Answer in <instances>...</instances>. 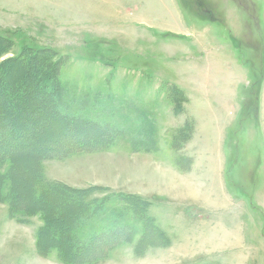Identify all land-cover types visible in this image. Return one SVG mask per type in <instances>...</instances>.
I'll return each instance as SVG.
<instances>
[{"label":"rangeland","instance_id":"obj_1","mask_svg":"<svg viewBox=\"0 0 264 264\" xmlns=\"http://www.w3.org/2000/svg\"><path fill=\"white\" fill-rule=\"evenodd\" d=\"M32 56L74 123L52 125L50 106V118L33 106L41 94L16 100L26 119L0 131V264H93L70 263L54 227L72 223L84 243L102 231L105 201L129 238L96 264H264V0H0V84L29 78L8 64ZM171 178L196 197L161 192Z\"/></svg>","mask_w":264,"mask_h":264},{"label":"trees","instance_id":"obj_2","mask_svg":"<svg viewBox=\"0 0 264 264\" xmlns=\"http://www.w3.org/2000/svg\"><path fill=\"white\" fill-rule=\"evenodd\" d=\"M35 57L36 56H32V58L28 57V58H26L27 61H26V59H24L26 61V63H24V64L17 62L15 60H11V63L8 64L9 65L8 67L10 69L14 67L19 72L22 70L23 67L24 68H26V66L29 67L30 68V70H29L30 71V77L25 78L24 75L22 77L15 76L17 78H14V79L12 78V81L8 80V78H11V77H7L6 80L0 84V98L3 100V102H1V104H0V112H3V110H4L3 109L4 103H6V105H11L13 107L14 111L17 110V108L14 106L16 104V100L20 99V97H24L25 93H27L26 95L30 94L32 98L30 99L29 97H26V98L24 97L25 100H24V98H22L24 100L23 107L25 108L27 106H32L36 102V101H34L33 97H35L36 94H41V98H42V100L45 101V105H41V104L37 103V104L33 105L34 108H39L40 111L43 110L44 114L47 115L46 117H48V118H50V116H51V114L49 112H52V114H53L52 117H54V119L50 118V120H49L50 122H52V125H53V123L57 122L61 125H65V128H67V130H71V128L69 127V124H70V122L74 123V121L69 120L68 117H66L67 115H64L62 113H61V115H59L60 112L58 110V108H59L58 105H59V103H61V96H62L63 87L59 86V82H58V79L55 77L56 76L55 73L51 71L50 67L48 68L47 60L42 59V58L41 59H35ZM28 60L31 61V63H29V65H26L28 63ZM48 71H50L53 74V77L49 76L50 74ZM43 72H46V73L43 74ZM19 76H21V75L19 74ZM26 77H27V75H26ZM22 78H24V79H22ZM0 80H2L1 76H0ZM19 81H20V83H19ZM27 86H31V87L34 86L35 90H33V89H32V91L26 90ZM5 93H7V95ZM46 105L50 106L51 111L48 112V110L46 109ZM20 111L23 112L22 109ZM20 111L19 112L18 111L17 112L16 111L15 112H13V111L8 112L7 111L2 115L0 114L1 118H2V119H0V131L7 129V128H5V125H4V123H7V122L9 124L8 127L12 130L14 128V130H15V125L12 124L13 118L18 117L21 120L26 119V118H24L26 116V113H21ZM30 119H31V117H30ZM75 119L79 120L78 118H75ZM83 121H86L85 116H84ZM106 130H108V129L107 128L105 129V140L104 141H105V146H109L110 144L108 142V135L106 133ZM47 136H48V134L46 133L44 136H42V138L45 139V138H47ZM102 136H103V134L98 136L97 139L103 140ZM48 138H50L49 141L54 140L53 136H49ZM97 139L93 138V141H97ZM77 141H79V140H77ZM77 141L68 142L65 145H58L55 150H48V151L43 150L39 155L33 156V158L34 157L40 158L41 155L43 157L58 156L64 152L69 151L71 149V147H73L72 146L73 143L75 144ZM45 152L47 154H45ZM59 152H60V154H59ZM9 154L15 155L14 152H12V151ZM16 156L17 157L15 159H17V160H18V158L22 159L24 157H29V155L26 153H23L21 155H16ZM2 157H4V156H0V159ZM24 170H26V169H24ZM125 199H127V198H125ZM81 204H82V200L78 202L77 206H79L82 209V206H80ZM98 204L99 205H97V207L100 206L102 209V205H101L102 202H101V204L100 203H98ZM110 206L111 207H109V205H105V217H104L105 220L102 219V223L105 224V221H106L107 226L105 227V225H103L102 231L94 233L90 237V239H87L84 243H80L79 241H77V244H76V242H74L75 236L71 232V229L74 226V225L72 226V223L69 225V227H67L68 224L65 221V222H63L64 224L56 225L54 227L57 231H59L61 229V231H59L57 233H59L58 235L61 236L63 241L65 239H68V241H67L68 244H66V245L68 247H70V252H69L71 255L69 257L70 263H78L80 261H84L85 263L92 262L93 264H96L101 259L106 258V256L108 255V252L112 248V246H114L115 244H118V242H120L123 239L129 238L128 228H130V227L127 226L128 220L126 218H124V216L120 215V213H121L120 212L121 211L120 206L111 205V204H110ZM68 208L74 209L75 207L73 205H71ZM65 209H67V207H65ZM85 210H86V208L82 211H85ZM94 210H95V208H94ZM80 211L81 210H77L76 212H78V214H80ZM50 213H52V212H50ZM50 213H49V215H50ZM72 213H73V210H70L67 212L66 215L69 214L72 216ZM103 214H104V212H103ZM76 216H75V218H76ZM67 219L70 222L72 221V219H70V217H67ZM148 227L152 231L151 235H149L150 229H147ZM151 227L152 226L148 223V224H146L145 229L142 228L143 230L141 232L144 231L143 237L152 236L154 238L157 231ZM137 230L140 231L141 230L140 227ZM160 236L163 237V234L161 233V231L157 234V237H160ZM81 250H84V252H82ZM94 251H96V252H94ZM91 252L94 253L91 256L92 257L91 260H79V258H74V255H79L82 253H91Z\"/></svg>","mask_w":264,"mask_h":264},{"label":"crops","instance_id":"obj_3","mask_svg":"<svg viewBox=\"0 0 264 264\" xmlns=\"http://www.w3.org/2000/svg\"><path fill=\"white\" fill-rule=\"evenodd\" d=\"M109 147H111L110 145L108 146V147H106L105 148V150H104V152L105 151H108V148ZM110 149V148H109ZM199 148H197V150H198ZM150 151H152V150H147V151H137V153H140V154H143V155H146V154H151V153H149ZM136 152L134 153V154H137ZM170 175H173V174H170ZM187 181H188V179H187ZM110 186H112V187H116V186H114V185H110ZM178 186V187H177ZM185 186H186V188H185ZM167 188L165 189V190H163V191H161V192H163L164 194H168V195H171L172 196V198L173 197H175V198H177L178 199V197H180L181 195H183V196H185V197H188V198H191V197H196V186L194 185V183H188L187 184V182L185 183V182H182V181H179L178 183H176L175 182V180H173L172 178L170 179V181H169V184L166 186ZM196 187V188H195ZM175 188H176V190H175ZM186 189V190H185ZM171 192H173V193H171ZM182 190H184L185 192H181ZM168 191V192H167ZM175 193V194H174ZM139 194H141V196L142 197H148L147 195H145V194H142V193H139ZM181 194V195H180ZM187 194V195H186ZM155 200V199H154ZM164 201H166V200H164ZM157 203V202H156ZM180 203V202H179ZM104 205H110V204H107L106 203V201H105V204ZM166 205H167V203H166ZM164 206V205H163ZM109 207H111V206H109ZM166 207L164 206V209H163V212H167V213H172V211L170 210V209H165ZM174 211V210H173ZM167 217H168V215H166ZM154 217L155 218H160L159 216H157V214H154ZM161 219V218H160ZM178 220V219H177ZM179 221V220H178ZM186 220H184L183 221V219H182V221H181V223L182 222H185ZM165 225H168L167 224V222H166V224ZM185 225H186V222H185ZM107 225H106V221H105V227H106ZM106 229V228H105ZM168 237L166 236V239H167ZM177 245L178 244H172V246H171V249H170V251L171 252H175V250L177 249ZM170 254H172V253H170ZM216 261H212V260H209V261H207V260H202V261H199V262H196V263H194V264H216L215 263ZM223 264V263H222ZM225 264V263H224Z\"/></svg>","mask_w":264,"mask_h":264},{"label":"bare ground","instance_id":"obj_4","mask_svg":"<svg viewBox=\"0 0 264 264\" xmlns=\"http://www.w3.org/2000/svg\"><path fill=\"white\" fill-rule=\"evenodd\" d=\"M178 187V186H177ZM167 188V187H166ZM185 188H186V186H185ZM175 190H176V188H175ZM186 190V189H185ZM170 191V190H169ZM168 192V191H167ZM171 192V191H170ZM171 193H173V192H171ZM175 194V193H174ZM181 195V194H180Z\"/></svg>","mask_w":264,"mask_h":264}]
</instances>
